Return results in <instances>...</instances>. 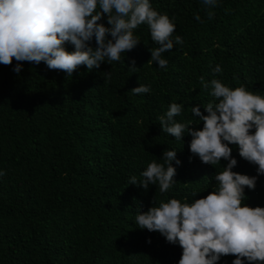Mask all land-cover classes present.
<instances>
[{
  "label": "trees",
  "instance_id": "1",
  "mask_svg": "<svg viewBox=\"0 0 264 264\" xmlns=\"http://www.w3.org/2000/svg\"><path fill=\"white\" fill-rule=\"evenodd\" d=\"M150 3L176 26L173 49L162 54L166 70L148 62L149 49L159 45L146 25L134 30L140 43L120 61L91 71L82 66L71 77L43 62H23L19 74L15 60L0 65V264H178L179 245L139 229L135 217L161 201L193 202L215 191L214 175L227 161L203 164L191 156V137L162 132L158 117L175 102L183 105L177 122L202 128L191 108L201 105L204 113L215 98L201 77L264 96V0H218L211 9L203 0ZM100 22L109 26L107 16ZM217 65L222 72L214 74ZM140 85L150 93L130 91ZM229 146L233 171L257 176L256 166ZM164 149L181 161L172 162V188L161 194L158 185L145 191L129 184L133 176L142 179L149 163H163ZM245 196L248 206L264 207V175ZM235 258L223 256L218 264Z\"/></svg>",
  "mask_w": 264,
  "mask_h": 264
},
{
  "label": "clouds",
  "instance_id": "2",
  "mask_svg": "<svg viewBox=\"0 0 264 264\" xmlns=\"http://www.w3.org/2000/svg\"><path fill=\"white\" fill-rule=\"evenodd\" d=\"M203 4L211 9L218 0H203ZM104 16L109 26L100 22ZM213 16L209 11V19ZM195 19L200 21V16ZM141 25L149 28L152 41L159 45L149 49L148 62L166 70L168 60L162 54L173 49L176 26L166 14L154 10L150 0H0V65L11 66L15 60L13 71L19 74L23 62H43L49 70L71 77L82 66L91 71L105 61H120L121 53L140 43L134 30ZM66 44L74 50H66ZM175 44L182 45V37L177 35ZM129 67L135 69V60ZM221 72L220 65L213 69L214 74ZM110 78L109 71L105 82ZM200 80L205 89L211 87L210 95L215 98L202 106L206 114L201 105L191 108L202 128L177 122L174 118L182 113L183 105L175 102L158 120L162 132L176 140H183L187 133L191 156L203 164L227 161L224 170L214 175L217 188L193 202L176 198L161 201L159 206L152 202L147 211L136 215L135 224L179 245L182 254L178 264H218L228 255L236 257L232 264H264V207L244 203L245 189L254 190L257 176L264 175V96L244 86L230 88L219 79ZM130 91L140 95L151 89L140 85ZM229 145L236 146L239 156L256 166L257 176L233 171L237 160ZM176 154L164 149L163 163H149L141 172L142 179L133 176L129 184L145 191L158 185L161 194L167 193L176 182L172 162L181 163ZM4 174L0 171V176Z\"/></svg>",
  "mask_w": 264,
  "mask_h": 264
}]
</instances>
